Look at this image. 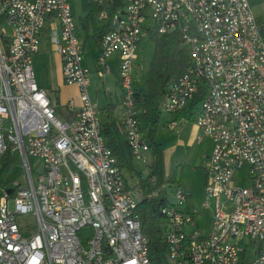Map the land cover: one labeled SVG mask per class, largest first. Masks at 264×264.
Listing matches in <instances>:
<instances>
[{"label": "built area", "instance_id": "2783aa9c", "mask_svg": "<svg viewBox=\"0 0 264 264\" xmlns=\"http://www.w3.org/2000/svg\"><path fill=\"white\" fill-rule=\"evenodd\" d=\"M87 1L99 7L95 28L106 25L99 75L108 72L110 55L119 57V120L135 161L147 165L151 153L133 98L142 36L177 32L192 58L170 83L161 113L186 109L201 83L206 85L193 117L196 140L212 143L206 199L185 210L189 195L178 185L171 191L174 200L161 209L168 262L264 264V28L249 1ZM72 11L70 0H0V17L11 29L5 48L0 45V160L17 152L23 168L19 182L1 178L0 264H150L136 212L142 196L137 186L132 192L125 188L101 134L78 33L83 25ZM46 17L56 21L50 40L63 81L78 88L72 121L56 116L35 79L33 56ZM168 126L172 130L176 122ZM244 166L249 184L241 186L235 176ZM201 208L209 211L206 232L196 225Z\"/></svg>", "mask_w": 264, "mask_h": 264}, {"label": "trees", "instance_id": "16d2710c", "mask_svg": "<svg viewBox=\"0 0 264 264\" xmlns=\"http://www.w3.org/2000/svg\"><path fill=\"white\" fill-rule=\"evenodd\" d=\"M81 8L84 16L79 17V21L83 25V31L86 32L88 23L99 11V7L87 0H82ZM3 23L5 20L0 17V26ZM261 23L264 28V22ZM105 29L106 25L93 29L92 36L96 42H99L100 35ZM86 36L91 37L87 32ZM150 39L153 43V51L145 80L146 89H134L133 97L136 108L139 110L140 130L149 141L151 161L148 172L144 174L136 168L126 140L125 127L119 119L108 112L109 105L105 107L107 119L101 122V134L122 172L125 188L130 189L129 180L133 177L137 178L136 186L142 197L136 212L141 220V231L147 239L150 264H170L167 260V244L164 240L165 215L161 209L171 203L169 189L176 182V177L175 173H166L164 146L155 138L161 121L160 102L167 93L170 83L192 65V58L190 52L183 47L177 32L162 37L150 33ZM6 42L7 37L0 32V45L3 49ZM205 90L206 85L202 82L189 106L177 112L173 120L184 118L192 121L198 112ZM28 161L32 162L33 159L28 157ZM10 163H20V156L17 152H7L0 160L3 168Z\"/></svg>", "mask_w": 264, "mask_h": 264}, {"label": "rangeland", "instance_id": "374dc122", "mask_svg": "<svg viewBox=\"0 0 264 264\" xmlns=\"http://www.w3.org/2000/svg\"><path fill=\"white\" fill-rule=\"evenodd\" d=\"M254 1V2H252ZM250 6L255 15L259 16L260 21L264 22V0H249ZM73 7V16L76 22L79 21V17L84 16V12L81 8L82 0H70ZM257 7V8H256ZM256 8V9H255ZM97 16L94 15L89 24L87 33L91 37L85 41V64L89 67V78L91 81L90 92L94 95V89L97 84L100 83V79L97 77L96 72L93 69V63L96 62L91 48L95 47V40L92 36V29L98 25ZM6 28V24L3 23L0 26V32L3 28ZM7 29V28H6ZM78 33L84 42L86 38V32L79 28ZM153 43L150 39V34L146 33L142 36L140 43L136 50V59L134 60L132 70L133 88L138 90L146 89L145 80L148 74V66L152 57ZM98 69V63L96 66ZM168 114L161 113V121L157 128L155 140L161 142L164 146L165 160H166V173H175L176 182L172 184L169 189L170 200L173 201L174 197L171 191L175 186H179L187 193L188 199L184 207L185 210H190L192 207H200V203L206 199L204 193V183L206 177L205 164L207 156L211 153L212 143L208 138H203L201 141H196L195 137L191 135L193 133L194 123L192 121L183 120L176 121L174 129H170L169 122H166ZM100 120L104 119L103 114H100ZM150 164V162H149ZM149 164L145 165L141 171L145 174L148 172ZM136 165L142 163L136 161ZM246 166L235 176V181L238 185L246 186L249 184L247 177ZM0 174L4 182L12 183L14 181L19 182L23 175V168L20 163H10L6 167L0 165ZM137 178L133 177L129 180L130 190L135 191ZM212 202L211 199H209ZM12 205V204H11ZM10 205V206H11ZM210 216L209 211L205 208H201L200 217L196 220V225L202 232H206L209 229Z\"/></svg>", "mask_w": 264, "mask_h": 264}, {"label": "crops", "instance_id": "0c3cea01", "mask_svg": "<svg viewBox=\"0 0 264 264\" xmlns=\"http://www.w3.org/2000/svg\"><path fill=\"white\" fill-rule=\"evenodd\" d=\"M255 16L260 21L259 16L257 15ZM54 23L56 26V21L52 17H46L45 22H44V27L40 33L39 50L33 56V70H34L35 79H36L37 84L41 88L47 91L54 105L56 116L61 120L72 121L76 116V110H77L78 105L80 104L79 96H78V88L75 85H68L64 83L63 81L61 60L57 52L54 50V47L50 40L51 26ZM6 28L4 27L2 29V33L6 37H8V35L11 32V29L8 25H6ZM89 38L90 37L86 36L83 44ZM91 50L96 60V62L93 63V69H95L94 71L96 72L97 77L100 79V83L97 84L96 88L93 91L95 96H93L91 92H90V95L92 99L97 102L99 109H100V114H103L104 116L103 120L107 119L106 110H105V107L107 105L110 106L108 112L112 113L117 119H119L120 112H121V98H122V89L118 82L119 81V57L117 54H112L107 58V65H108L109 70L102 76V75H99L98 73L99 69L96 67L97 57L100 52L99 42L95 41V47L94 49L91 48ZM85 58H84V61H85ZM86 66L88 68L90 67V65H86ZM90 87H91V81H90L89 91H90ZM70 100L73 101L72 104H70ZM174 115H168L166 118V122H171V121L176 122L177 120L185 121L184 118H178L177 120H173ZM196 135H197V129L194 125L193 133L191 136L193 138L195 137V140H196ZM164 154H165V151H164ZM164 158H165V155H164ZM150 161H151V153H150ZM135 166L138 170H141L144 168L143 163H142V166L136 165V161H135ZM165 169H166V160H165ZM205 180H206V177H205Z\"/></svg>", "mask_w": 264, "mask_h": 264}]
</instances>
